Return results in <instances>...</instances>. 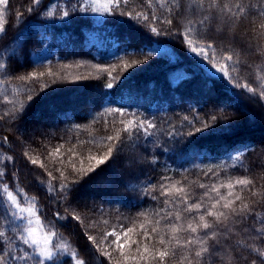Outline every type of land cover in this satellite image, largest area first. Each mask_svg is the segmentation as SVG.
Returning <instances> with one entry per match:
<instances>
[{
  "label": "trees",
  "instance_id": "1",
  "mask_svg": "<svg viewBox=\"0 0 264 264\" xmlns=\"http://www.w3.org/2000/svg\"><path fill=\"white\" fill-rule=\"evenodd\" d=\"M176 3L119 0L96 12L85 0L0 6L2 264H37L38 249L18 238L30 221L55 234L50 247L70 246L57 264H74L72 252L85 264H262L264 0H217L215 8L211 0ZM188 40L211 43L209 56L214 52L232 79L204 68L211 64ZM109 147L115 150L104 164L90 159ZM240 178L252 183L235 185L228 197L222 185ZM4 186L23 211L8 207ZM213 187L228 199L240 195L233 206L247 203L248 211L217 224L205 215L219 199ZM196 203L199 210L186 211ZM223 203L216 210L227 211ZM201 215L213 227L191 233L188 224L198 225ZM110 232L116 235L106 237ZM200 239L209 251L197 258L201 245L188 241ZM165 249L161 262L156 253Z\"/></svg>",
  "mask_w": 264,
  "mask_h": 264
},
{
  "label": "snow or ice",
  "instance_id": "2",
  "mask_svg": "<svg viewBox=\"0 0 264 264\" xmlns=\"http://www.w3.org/2000/svg\"><path fill=\"white\" fill-rule=\"evenodd\" d=\"M194 2H195V0H194ZM7 3H8V0H0V6H6ZM33 3H38V0H33ZM92 3L93 4H100V0H92ZM118 3H119V0H106V3H104L100 6L107 9L110 5L112 7L117 6ZM174 3H176V0H174ZM199 3H200V6L203 7V0H199ZM176 6L179 7V4L176 3ZM210 7L211 8L217 7V0H211ZM236 7H237L239 13L245 12V9L243 7H241L240 5H236ZM224 8H227V5H225ZM29 10H31V9H29ZM93 10L96 11L97 9L93 8ZM52 14H53L52 12L47 13L48 16H51ZM67 14L68 13L65 12L64 16H67ZM140 15H141L140 13H137V17H139ZM262 15H264V14H262ZM205 19H207V17H205ZM166 22L171 24L172 21L168 20ZM260 28L264 29V23L260 24ZM4 31H5V19H4L3 12L0 11V33H3ZM151 31L156 32L157 29L152 28ZM261 35H264V32H262ZM187 43L189 44L191 52L195 53L197 56H200L202 60H205L209 64H211V68H208L207 64L204 65V68H207V70L209 72H212V70L215 69V73H222L223 79H227L229 81L232 79V76L230 75L229 71L227 70V65L225 63L221 62L220 60H218L214 52L211 56H209L208 50L213 48V45L211 43L207 44L204 47L196 46L194 44V41H192V40H188ZM223 60L227 61V62H232L233 57H232V55H226L223 57ZM4 66L5 65L3 63H0V68H4ZM236 70H237L236 68L232 69L233 72H235ZM21 79H25V78L21 77ZM111 86H112L111 84L108 85V87H111ZM235 86L240 87L241 85L239 84V82H237V84ZM243 87L245 88L246 91H248L250 93L254 92V89L248 84H244ZM260 96H261V99H264V91H262L260 93ZM212 119L215 120L216 118L213 117ZM148 127H151V125L149 124ZM206 127H207V125H206ZM128 130L129 129L127 127H125L124 131L127 132ZM197 131H200V129H197ZM5 139H7V138H5ZM113 139L114 138L112 136L107 137V140H109V141H111ZM116 139H119V137H116ZM114 150H115L114 147H109L107 150V153L105 155H103L102 157H99V158L90 157V159H94L96 161L97 165L104 164L108 159L111 158V155H112ZM56 152H59V149H56ZM25 155L27 156L28 153H25ZM8 159H11V157H8ZM31 162L33 164L38 163V161L36 159H32ZM73 170L74 171L76 170L74 165H73ZM91 171H94V169L89 168L88 172H91ZM60 174H61V177L64 176L63 172H61ZM49 176H51V173H49ZM251 183H252V181L248 178H240V179H237L234 183L230 181L226 185H222V187H226L229 189L227 196L231 197V196H233L232 189L234 188L235 185L248 186ZM63 187L66 188L67 186L64 185ZM200 187H204V186L200 185ZM3 190L7 192L6 203H7L8 207H10L13 210V213H18L20 211H23V209L20 208L19 202L13 197L12 192L8 191L7 186H4ZM176 191L178 193H182L184 191V189L178 188V189H176ZM212 191L217 192L219 199L211 205L212 210L206 211L205 215L207 217L214 218V220L217 224L221 223L222 221L228 220L229 219V213L236 215V214L244 213V212L248 211L249 204H247V203L242 204V206L239 210H237L233 206L235 204V201H239L242 199V197L240 195H235L234 199H228L224 195H220L219 190L217 188L213 187ZM252 195L255 196V195H257V193L253 192ZM221 201H224L222 207L227 211L216 210L217 206L220 204ZM200 207H201V205L199 203L191 204L187 207L186 211L191 212L194 209L199 210ZM28 211L30 212L31 210H28ZM6 213H7V209H6ZM205 215H201L199 217L200 223L198 225L193 226V224L191 222L188 224V229L191 233H196L198 228L203 229V230H207V229H211L213 227V224L208 222L205 219ZM13 218L14 219H21V220L23 219V217L16 216V215H13ZM73 219L79 220L80 217L78 215H73ZM176 219L179 220L180 216L177 215ZM141 227L143 228V225H141ZM128 231H131V229H129ZM152 231L156 232L157 229L153 228ZM172 231L176 232V231H178V229L175 226H173ZM258 231H262V230H258ZM50 235H55V234L54 233L46 234L43 238V244H42L40 240H38L34 237V230L31 226V221H30L29 224L26 225L25 228L23 229L21 237H18V238L22 239V242L24 244H26V245L31 244L33 248L38 249V251L35 253L36 257H38L37 264H57V262H56L57 256L61 252L67 254L70 246L68 244H64L61 246H54L55 250H53V248L48 247V245L51 243V241L49 240ZM114 235H116L115 232L105 233L106 237L107 236H114ZM125 235H127V233H125ZM215 235H216V233H212V236L208 237V239H212L213 237H215ZM3 236H4V232H0V237H3ZM93 239L94 238L92 236H88L89 241H93ZM119 241H120V237L116 236L115 243H117L119 248H123L124 245L120 244ZM133 243H135V241H133ZM160 243L164 244V240L161 239ZM188 243L189 244L199 243L201 245L200 249L195 252V257H197V258L202 257V255L204 253H207L209 251V248L205 246L206 241L203 239L196 240V241L190 240V241H188ZM252 251H257V250L255 248H253ZM144 252H146V253L149 252V249L147 246H145ZM107 254L108 253H105V255H107ZM169 254L170 253L167 249H165L163 251L158 250L156 253V255L159 257L161 262H163L164 259L169 256ZM173 255H174V253H173ZM258 255L261 258H264V251H259ZM21 258L26 259V257H21ZM70 258L74 261V264H85V261L79 259L75 252L71 253ZM0 264H2V259H0ZM189 264H192V262L189 261ZM196 264H200L199 259H197ZM253 264H256V262L253 261ZM262 264H264V260H262Z\"/></svg>",
  "mask_w": 264,
  "mask_h": 264
},
{
  "label": "rangeland",
  "instance_id": "3",
  "mask_svg": "<svg viewBox=\"0 0 264 264\" xmlns=\"http://www.w3.org/2000/svg\"><path fill=\"white\" fill-rule=\"evenodd\" d=\"M104 3H106V0H100V4H93L92 3V0H85V4L86 5H89V7H90V9L92 11H94L93 8H96L97 9L96 11L101 10V9H104L105 10V8H103V7L100 6V5L104 4ZM96 11H94V12H96ZM45 119H46V117L38 118L36 120L37 121H42V120H45ZM85 196H86V194H84L82 197H85ZM33 230H34V237L36 239L40 240L41 243L43 244V238L46 235V233L44 231L40 230V228L37 227V226L34 227ZM50 236H49V240L51 241V237ZM48 247H50V244L48 245ZM50 248H52V247H50ZM53 250H55V249L53 248Z\"/></svg>",
  "mask_w": 264,
  "mask_h": 264
}]
</instances>
